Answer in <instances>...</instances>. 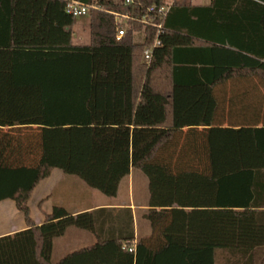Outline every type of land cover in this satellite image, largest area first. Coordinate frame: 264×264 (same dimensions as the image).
Masks as SVG:
<instances>
[{"label": "trees", "instance_id": "16d2710c", "mask_svg": "<svg viewBox=\"0 0 264 264\" xmlns=\"http://www.w3.org/2000/svg\"><path fill=\"white\" fill-rule=\"evenodd\" d=\"M72 1L100 7L88 46L73 45ZM166 1L0 0V203L15 202L27 225L0 237V264H55L54 242L70 228L97 242L56 264L264 255V0H174L153 17L162 34L130 21L117 40L107 11L141 19ZM177 88L205 90L209 128L177 126ZM55 170L111 198L141 171L150 236L136 239L130 209L56 206L37 226L29 201Z\"/></svg>", "mask_w": 264, "mask_h": 264}, {"label": "crops", "instance_id": "0c3cea01", "mask_svg": "<svg viewBox=\"0 0 264 264\" xmlns=\"http://www.w3.org/2000/svg\"><path fill=\"white\" fill-rule=\"evenodd\" d=\"M209 2V1H208ZM206 2V3H208ZM74 37L77 38V34L74 31ZM73 37V39H74ZM73 42V41H72ZM74 45V44H73ZM200 88L176 89V99L178 97V103L176 104V123L182 130H188L190 128L204 129L209 128L211 124V117L213 112V103L206 95L205 90L199 92ZM178 94V96H177ZM196 101V102H195ZM227 127L219 128L218 130H224ZM238 130V129H232ZM58 171V170H55ZM54 171V172H55ZM54 172L52 176L42 182L34 191L29 206L32 213V218L37 226H41L45 222V215L51 214L52 210L56 206L65 208L67 211L73 214H78L84 211L99 210L103 208L107 209H130L134 217V228L136 239L138 237L150 236V223L145 218L148 207V197L142 198L136 202L134 197V190L129 188L127 199L119 197L120 190L116 198L120 201L117 203L101 202L94 203L93 206H83L76 204L75 200H65L60 197L57 201L54 198V192L60 186L68 181L62 174H57L54 178ZM65 191H70L68 188ZM63 193V194H64ZM69 194V193H68ZM131 194H133L131 196ZM27 229V225L23 214H21L15 202L7 200L0 203V237L12 235L14 233L24 231ZM97 242V241H96ZM95 242V243H96ZM94 243V244H95ZM93 244V245H94ZM89 247V246H88ZM80 250V249H79ZM78 251V250H77ZM241 256L237 253L227 252L224 250H217L215 253L216 264H241L239 259ZM264 255H260L256 264H260Z\"/></svg>", "mask_w": 264, "mask_h": 264}, {"label": "rangeland", "instance_id": "374dc122", "mask_svg": "<svg viewBox=\"0 0 264 264\" xmlns=\"http://www.w3.org/2000/svg\"><path fill=\"white\" fill-rule=\"evenodd\" d=\"M210 0H195L197 4H203ZM74 31L77 34V38L74 37L73 44L76 46H88L91 44V18L90 15H81L75 17ZM26 132V130L23 129ZM4 132H10L8 129H5ZM11 132H16L13 130ZM57 174L64 175L61 171H55L53 178ZM68 181H65L63 185L58 186L54 192V200L57 201L60 197L65 200L70 199L71 201L76 202V204L83 206H93L94 203L101 202H111L117 203L122 199H127L129 188L134 190V197L136 202L143 197L146 198L149 196V185L147 177L141 171H134L130 177L125 179L120 186V195L118 198L107 197L97 190L89 188L81 179L76 176L64 175ZM69 189L70 191H65L64 189ZM64 193V194H63ZM69 193V194H68ZM133 194H131L132 196ZM69 201V200H68ZM97 241L94 234L77 229L70 228L67 233L55 240L54 250H53V263H58L61 259L66 257L68 254L73 253L79 249L93 245Z\"/></svg>", "mask_w": 264, "mask_h": 264}, {"label": "built area", "instance_id": "2783aa9c", "mask_svg": "<svg viewBox=\"0 0 264 264\" xmlns=\"http://www.w3.org/2000/svg\"><path fill=\"white\" fill-rule=\"evenodd\" d=\"M195 1V0H194ZM133 0H126L127 4L132 3ZM98 4V3H97ZM97 4L93 5H84L78 1H72L69 3L67 7V13L72 15L73 17L81 16V15H90L92 10H100ZM174 4V0H167L166 4L160 8L151 7L148 9L147 14L144 15L141 19H133L129 15H122L116 12L107 11V13L111 14L115 18L116 29H117V40L120 41L129 29V22L135 21L145 26H152L156 28L159 34L163 33V26L156 23L155 18L160 17L164 18L167 16L170 8ZM160 45V40L157 39L154 46L152 48H147L144 52V62L150 64L154 48Z\"/></svg>", "mask_w": 264, "mask_h": 264}]
</instances>
